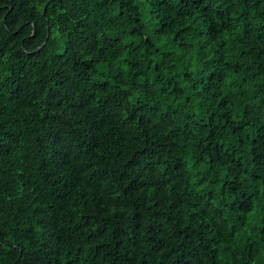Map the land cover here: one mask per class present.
<instances>
[{"label": "trees", "instance_id": "trees-1", "mask_svg": "<svg viewBox=\"0 0 264 264\" xmlns=\"http://www.w3.org/2000/svg\"><path fill=\"white\" fill-rule=\"evenodd\" d=\"M47 1L0 0V264H264V0Z\"/></svg>", "mask_w": 264, "mask_h": 264}, {"label": "water", "instance_id": "water-1", "mask_svg": "<svg viewBox=\"0 0 264 264\" xmlns=\"http://www.w3.org/2000/svg\"><path fill=\"white\" fill-rule=\"evenodd\" d=\"M52 1H53V0H48V1H47V3H46L45 6H44L43 13L45 12V8L47 7V5H48L50 2H52ZM43 44H44V43H43ZM43 44H42V45H43ZM42 45H41V46H42ZM37 50H38V49H37Z\"/></svg>", "mask_w": 264, "mask_h": 264}]
</instances>
